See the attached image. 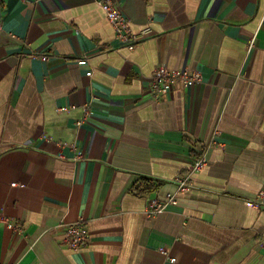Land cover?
<instances>
[{
	"label": "crops",
	"instance_id": "obj_1",
	"mask_svg": "<svg viewBox=\"0 0 264 264\" xmlns=\"http://www.w3.org/2000/svg\"><path fill=\"white\" fill-rule=\"evenodd\" d=\"M113 2L151 28L132 50L96 0H0V212L23 228L0 223V264H264V0ZM161 64L202 80L152 97ZM212 138L193 188L147 216Z\"/></svg>",
	"mask_w": 264,
	"mask_h": 264
},
{
	"label": "built area",
	"instance_id": "obj_2",
	"mask_svg": "<svg viewBox=\"0 0 264 264\" xmlns=\"http://www.w3.org/2000/svg\"><path fill=\"white\" fill-rule=\"evenodd\" d=\"M97 4L100 6L102 12L106 15L107 20L109 21L111 27L114 29V39L119 42L125 44V46L132 50L134 49L138 40L151 32V28H145L141 31L134 32L132 27H130V21L126 18V16L119 11L116 4L113 0H96ZM252 39L250 41V45L247 48V52H250V48L253 44ZM34 56H37L35 54ZM40 59L43 61L48 60L47 55L40 56ZM83 62V61H81ZM87 76H91V71L87 73ZM202 80V74L198 70L191 71L189 69H172L168 68L166 65H158L154 68L152 73L150 84L152 88L151 96L157 97L166 93V91L172 89L175 86H183L189 87L194 85L195 83H199ZM92 106L93 100L89 99V101L84 102L82 106V112L79 119L75 121V127L79 130L80 126L84 124L92 115ZM61 111L63 109H60ZM59 145L63 148L66 146L64 143H59ZM213 146L223 147L224 144L218 142L216 139H211L210 142L205 146L204 151L201 152V155L197 157L194 164L191 167V172L187 175L178 176L174 179L176 183V191L170 193L167 196V199L164 202H155L150 207L144 210L147 216H154L155 214L163 211L169 204H176L177 193H183L185 191L193 188V183L191 181V174L193 172H197V170L202 169L203 166L207 163V154L206 152L211 149ZM71 150L73 151V160H81L83 155L79 150L78 145L75 143L70 144ZM58 157L63 158L62 154H59ZM16 185V183H13ZM255 199L249 200L250 205L254 208L259 207L264 203V188L259 190L256 194ZM0 223H3L5 227L9 230H13L15 232L22 233L23 228L22 225L18 221H14L6 217L3 213L0 212ZM64 227V233L61 239L62 244L66 245L68 248L72 249H80L85 246V243L89 238V229L87 228V221L85 218H78L68 224H62ZM261 247L264 248V241L260 243Z\"/></svg>",
	"mask_w": 264,
	"mask_h": 264
},
{
	"label": "trees",
	"instance_id": "obj_3",
	"mask_svg": "<svg viewBox=\"0 0 264 264\" xmlns=\"http://www.w3.org/2000/svg\"><path fill=\"white\" fill-rule=\"evenodd\" d=\"M142 185L144 186V190H146V191L152 190L155 187V185H149L148 181L146 179L142 180Z\"/></svg>",
	"mask_w": 264,
	"mask_h": 264
}]
</instances>
